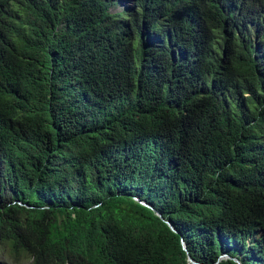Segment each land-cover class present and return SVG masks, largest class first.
Segmentation results:
<instances>
[{"label":"trees","instance_id":"16d2710c","mask_svg":"<svg viewBox=\"0 0 264 264\" xmlns=\"http://www.w3.org/2000/svg\"><path fill=\"white\" fill-rule=\"evenodd\" d=\"M127 1L0 0V264H264V0Z\"/></svg>","mask_w":264,"mask_h":264},{"label":"water","instance_id":"95a60500","mask_svg":"<svg viewBox=\"0 0 264 264\" xmlns=\"http://www.w3.org/2000/svg\"><path fill=\"white\" fill-rule=\"evenodd\" d=\"M136 200H137L139 203H141L143 206H146V207L151 208L152 210H154L151 206H149V205H148L147 203H145V202L140 201L138 198H137ZM154 211H155V210H154ZM157 215H158L160 218L162 217L160 213H157ZM168 225H169V226L172 228V230L175 232V230H174V228L172 227V225H171L170 223H168ZM183 246H184V249L187 250L184 242H183ZM224 258L231 259L229 256L224 255V256H222V257L220 258V261H221V259L223 260ZM189 260H190L191 264H198V263L194 262L191 258H189ZM235 261H236V263L241 264L238 260H235Z\"/></svg>","mask_w":264,"mask_h":264},{"label":"rangeland","instance_id":"374dc122","mask_svg":"<svg viewBox=\"0 0 264 264\" xmlns=\"http://www.w3.org/2000/svg\"><path fill=\"white\" fill-rule=\"evenodd\" d=\"M126 2H128L127 0H125V2H119L118 4H116L115 6H112V9H111V12L112 13H118V12H121L125 9V5H126ZM3 253L0 251V259H8L7 256H4L2 255ZM224 259H227V258H224ZM223 259V260H224ZM222 260V259H221Z\"/></svg>","mask_w":264,"mask_h":264}]
</instances>
